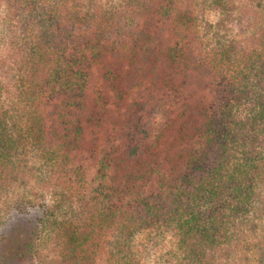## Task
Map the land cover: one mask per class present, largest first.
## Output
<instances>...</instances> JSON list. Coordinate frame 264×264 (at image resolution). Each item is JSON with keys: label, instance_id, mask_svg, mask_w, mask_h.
<instances>
[{"label": "trees", "instance_id": "trees-1", "mask_svg": "<svg viewBox=\"0 0 264 264\" xmlns=\"http://www.w3.org/2000/svg\"><path fill=\"white\" fill-rule=\"evenodd\" d=\"M1 205L0 264H264V0H0Z\"/></svg>", "mask_w": 264, "mask_h": 264}, {"label": "rangeland", "instance_id": "rangeland-1", "mask_svg": "<svg viewBox=\"0 0 264 264\" xmlns=\"http://www.w3.org/2000/svg\"><path fill=\"white\" fill-rule=\"evenodd\" d=\"M204 0H199V3L203 6ZM205 16H208L210 19H214L217 17V14L211 10L205 11ZM58 175L56 173L49 172L46 175L47 181L49 183H38L36 179L31 180V184L29 188H32L33 191L31 193L33 197L34 203L38 205H42L44 203H51L55 198L58 196L62 190L61 186L58 183L57 179ZM38 208L32 209V212H36ZM0 212L4 213L6 212L4 206H0ZM19 215V216H18ZM8 222L7 227L16 229L17 225L20 226L21 224H24L25 220H27V216H24V214H16V210H11L9 213V216H7ZM9 225V226H8ZM51 230L49 227L45 228L42 233V240L39 239V248L42 255V258L37 259V264H56L57 259V252L56 247L54 246L52 237H50L51 234H48L47 232ZM142 236L144 234L139 235V239H144ZM174 245V238H165L161 239L157 244L151 245L146 253V257H149L146 261V264H151L152 260H157L161 257V255L166 252L171 246ZM108 246V244H107ZM106 254L103 256L99 264H109L107 262V258L105 257Z\"/></svg>", "mask_w": 264, "mask_h": 264}]
</instances>
